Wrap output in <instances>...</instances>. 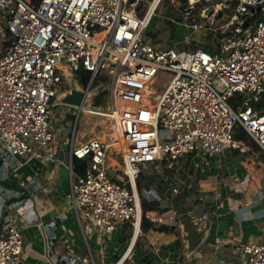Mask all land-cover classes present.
I'll list each match as a JSON object with an SVG mask.
<instances>
[{
  "label": "built area",
  "instance_id": "obj_1",
  "mask_svg": "<svg viewBox=\"0 0 264 264\" xmlns=\"http://www.w3.org/2000/svg\"><path fill=\"white\" fill-rule=\"evenodd\" d=\"M162 1L0 0L5 29L0 32V167L17 172L12 157L58 163L52 107L62 102L54 97L65 93L73 78L92 104L93 96L104 90L97 81L111 76L103 103L74 105L78 111L67 201L88 253L52 256L51 264H98L91 236L105 264L107 243L117 229L131 226L133 236L139 225V237L145 218L176 226L181 211L168 205L144 212L142 199L164 200L159 185L171 182L164 168L182 157L234 147L239 143L237 126L247 130L264 154V104L256 106L264 101V0H223L234 7L232 19L219 27L212 42L194 48L145 40ZM84 73L90 76L87 83ZM161 73L168 76L158 83ZM83 112L110 122L104 137L76 143ZM118 140L124 145H115ZM236 148L242 149L240 144ZM113 156L116 164L110 162ZM74 158L88 161L83 175L74 172ZM146 164L160 172L156 170L153 183L139 188ZM17 186L21 194L29 191L27 179L20 178ZM5 193L10 197L12 188L0 190V208L7 210L0 225V264H24V224L18 220L26 219V211L7 204ZM195 221L207 233L210 215ZM131 240L111 264H133L129 259L136 242L130 248ZM212 245L214 253L227 247L229 254L175 264H264V224L251 240L239 243L218 235Z\"/></svg>",
  "mask_w": 264,
  "mask_h": 264
},
{
  "label": "crops",
  "instance_id": "obj_2",
  "mask_svg": "<svg viewBox=\"0 0 264 264\" xmlns=\"http://www.w3.org/2000/svg\"><path fill=\"white\" fill-rule=\"evenodd\" d=\"M67 82L66 92H69L71 86L76 83L73 78H69ZM76 86L84 90L81 85ZM63 104L68 107L72 105ZM75 124L76 121L72 125L73 129ZM72 134L73 130L71 134L66 132L64 139L62 138L57 152L60 160L58 163L40 159L25 161L19 157H12V163L19 167L17 172L0 167V190L10 187L13 191L10 197H7L5 193L6 203L13 204L19 213L23 209L26 211V219L18 220L19 224H24V264H51L52 256L67 257L73 252H78L80 255L86 254H82V250L86 248L75 214L68 209L69 205L62 208L71 187L69 164ZM66 138H70V142L67 143ZM83 140L86 139L78 136L76 143ZM239 144L242 149L236 148ZM202 157L188 155L172 163L169 169L167 168L172 172L166 171L171 175V182L168 184L171 189L177 188L175 195L181 202L186 194L192 195L194 203L191 210L196 207L199 199L203 200L206 194L213 195L216 202L211 204L205 201L210 221L212 219L216 223V234L210 236L211 222L203 243L193 253L188 254L187 241L184 239L182 240L184 250L178 251L174 238L164 239L167 238V232L148 230L143 238V252L150 264H175L178 261L199 259L202 252H205L199 250L202 247L206 249V252L213 250V239L218 235L233 241L237 238L240 241L234 242L240 243L260 234L264 224V154L262 151H257L251 144L239 140L234 147L229 146L222 153ZM196 173L199 177L196 175L194 179L193 176ZM20 178L28 180L29 191H33V195H30L27 190L24 194L19 193L17 184ZM196 180H198V186L193 191L192 186ZM162 193L165 197V193ZM164 200L161 206H167L168 203ZM0 213L1 225L6 222L7 210L4 206L0 208ZM119 231L121 232V227ZM112 238L114 240V237ZM160 240L162 241L157 246ZM90 246L94 255L98 256V245L93 238L90 239ZM137 247L140 249L136 241L134 249ZM116 253V251L113 252V254Z\"/></svg>",
  "mask_w": 264,
  "mask_h": 264
},
{
  "label": "rangeland",
  "instance_id": "obj_3",
  "mask_svg": "<svg viewBox=\"0 0 264 264\" xmlns=\"http://www.w3.org/2000/svg\"><path fill=\"white\" fill-rule=\"evenodd\" d=\"M223 3H224L223 0H163L162 4L157 9L156 14L154 15L149 27L145 31L146 33L145 40L152 43L153 45L166 47L172 44L176 46H182L185 48H194L199 45H204L207 44L208 42H212V40L215 39L214 35L217 36L219 35L218 34L220 31L219 27L223 23L230 21L235 11L232 4H226V3L223 4ZM0 32L1 33L5 32V29L2 25H0ZM167 76L168 75L166 73H161L158 76L159 77L158 83L164 81ZM99 83L100 85H103L104 90L107 91L111 84V76L110 75L103 76L101 82L97 81L96 84L99 85ZM154 88H158V87H156L155 85ZM107 92L106 95L108 94ZM61 95L62 94H59L56 97H54V100L58 101ZM97 95L98 94L93 96L92 98L93 101L92 104H90V106L95 105L94 99L96 98ZM52 110H53V125L57 133V145L59 146L62 141V138L64 139L65 133L66 132H69L70 134L72 133L73 130L72 125L77 120L78 109L75 108L74 105L68 107L63 103H60L58 105L53 106ZM109 127L111 126L108 120L83 112L80 116L79 130L77 134L78 136H80V138L85 137V139L93 135H102V137H104L105 131L108 132ZM60 128L63 130V132ZM66 142L67 143L70 142V138H66ZM203 158L204 157H202V159ZM114 159L115 156H113V158L110 159V162L116 164ZM116 168L119 169V165H117ZM156 170L160 172V169L155 165L146 164L143 173L146 175L158 174ZM164 170L165 171L161 170V172L163 171V174H166L167 173L166 171H168V169L164 168ZM118 172L115 171L114 174H117ZM196 175L197 173L194 174L193 176L194 179L197 177ZM215 190L218 191L219 187L218 190L217 189ZM215 194L216 193H214V195ZM203 200L211 202V204L216 202L215 199L213 198V195L211 194H206V196L203 197ZM164 202L168 203L167 206L170 205V201L168 199H165ZM193 203H194V199L192 195L190 193L186 194L180 205L177 207V209L183 213H187L189 210L192 209ZM68 205L69 203L66 198L63 202L62 208L67 207ZM210 222H212V225L209 233L210 236H212L216 234L215 233L216 223L212 219ZM155 224L157 226L168 225L163 222H155ZM180 224L181 223H178L176 225L174 232H168L166 235L167 238L164 239H168L172 237L176 240V245L177 242L180 241L182 248L181 251H183L184 250V242L182 241L183 226ZM119 230L120 227L113 235L114 240L112 238V240H109L107 243L108 252L106 251L104 255L105 264H111L115 262L117 257L113 254V252L116 251L117 253L121 254L126 247L127 241L130 240V238L132 237L131 226L121 227V232ZM147 232L148 231L143 230V234L138 237L137 246H139L140 249L138 247L134 249V251L130 256L129 262L133 264H144L143 262L144 260H146L145 264H150V262L148 261V259H146L143 252L144 249L143 238L145 237V234ZM80 234L82 235V239L85 244L84 236L81 232ZM257 236L258 235L256 234L255 237ZM92 238L95 239V236L90 237L91 240ZM251 238H248V240H251ZM161 241L162 240L157 242V246L160 244ZM234 241H240V240L235 238ZM115 247L117 248L115 249ZM199 251H205L202 252L199 259H205V257H211L214 260H217L229 254V249L227 247L220 248V250H218L216 253H214L213 250L206 252V249H204V247H202L201 250ZM84 253H88V252L86 250H82V254ZM191 253L193 252H188V254ZM96 259L98 264H103L100 261L101 259L97 255H96ZM194 260L197 259H192L188 261H194Z\"/></svg>",
  "mask_w": 264,
  "mask_h": 264
},
{
  "label": "water",
  "instance_id": "obj_4",
  "mask_svg": "<svg viewBox=\"0 0 264 264\" xmlns=\"http://www.w3.org/2000/svg\"><path fill=\"white\" fill-rule=\"evenodd\" d=\"M260 7L257 8L259 10ZM210 12V11H209ZM102 86L99 87L101 91ZM90 95L85 93L83 89H79L76 85L71 86L69 92L64 93L59 99L62 103H69L72 105L88 106L90 104ZM198 186V180H196L192 186V190L195 191ZM161 192L165 193V197L170 201V205L173 208H177L181 200L172 192L171 187L168 183H162ZM207 211V202L201 200L198 202L196 207L193 209L192 214L187 212L183 213L180 216V223L183 226V239L187 241V250L188 252H194L204 241L205 231L200 229L198 223L195 221V218H201Z\"/></svg>",
  "mask_w": 264,
  "mask_h": 264
},
{
  "label": "trees",
  "instance_id": "obj_5",
  "mask_svg": "<svg viewBox=\"0 0 264 264\" xmlns=\"http://www.w3.org/2000/svg\"><path fill=\"white\" fill-rule=\"evenodd\" d=\"M35 3H38L40 0H33ZM173 35V34H172ZM84 83H87L88 80H89V74L88 73H84ZM106 92L107 91H102L101 93H99L94 102L96 104H101L105 101V96H106ZM264 104V101L256 104V106L258 105H263ZM235 138L236 140H240V141H244V142H247L249 144H251V146L257 150V151H261V148L258 146V144L253 141L249 135V133L247 132V130L242 126V125H239L237 126L236 128V131H235ZM73 164H74V172L77 174V175H83L86 171V167L88 165V161L87 160H81L79 158H74L73 160ZM168 172H172V170H168ZM199 177V174L197 175ZM155 177L156 175L155 174H144L142 173L141 175V178L140 180L138 181V187L139 188H142L144 185L145 186H148L150 185L151 183H153L155 181ZM147 178V179H146ZM143 180H146V181H143ZM161 187V184L159 185V188ZM200 201V199H199ZM142 209L144 212L148 211V210H166L167 208H162L161 207V203L159 201H149L147 199H142ZM175 228L176 226L174 225H159L157 226L155 224V222H151L149 220H147L146 218L143 220L142 222V229L145 230V231H148L150 229H153V230H157V231H164V232H174L175 231ZM181 243L180 241L177 242V250L178 251H181Z\"/></svg>",
  "mask_w": 264,
  "mask_h": 264
},
{
  "label": "bare ground",
  "instance_id": "obj_6",
  "mask_svg": "<svg viewBox=\"0 0 264 264\" xmlns=\"http://www.w3.org/2000/svg\"><path fill=\"white\" fill-rule=\"evenodd\" d=\"M101 35H102V34H98L97 37H100ZM89 110H91V109H89ZM120 144L124 145V143L121 142V140H118V142L115 143V145H120ZM113 161H114V160H113ZM115 162H116V161H115ZM139 232H140V228H139V225H137V228H136V230H135V234H134L133 237H132V243H131L130 248H132V246L134 245L133 243L136 242L137 237H138V235H139Z\"/></svg>",
  "mask_w": 264,
  "mask_h": 264
}]
</instances>
